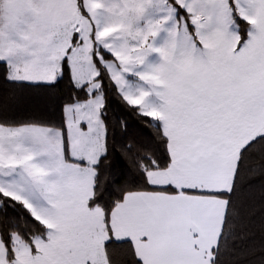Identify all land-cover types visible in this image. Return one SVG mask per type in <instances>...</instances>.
<instances>
[{
    "label": "snow or ice",
    "instance_id": "obj_1",
    "mask_svg": "<svg viewBox=\"0 0 264 264\" xmlns=\"http://www.w3.org/2000/svg\"><path fill=\"white\" fill-rule=\"evenodd\" d=\"M0 264H264V0H0Z\"/></svg>",
    "mask_w": 264,
    "mask_h": 264
},
{
    "label": "rangeland",
    "instance_id": "obj_2",
    "mask_svg": "<svg viewBox=\"0 0 264 264\" xmlns=\"http://www.w3.org/2000/svg\"><path fill=\"white\" fill-rule=\"evenodd\" d=\"M109 31H115V29L113 28V29H110ZM150 62L153 63V64L157 63L158 62V57L153 55L151 57V61Z\"/></svg>",
    "mask_w": 264,
    "mask_h": 264
}]
</instances>
